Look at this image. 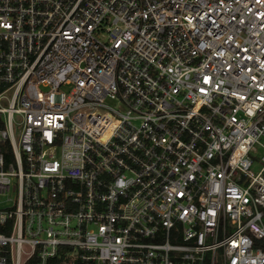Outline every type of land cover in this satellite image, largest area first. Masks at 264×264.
<instances>
[{
  "label": "built area",
  "instance_id": "1",
  "mask_svg": "<svg viewBox=\"0 0 264 264\" xmlns=\"http://www.w3.org/2000/svg\"><path fill=\"white\" fill-rule=\"evenodd\" d=\"M0 264H264V0H0Z\"/></svg>",
  "mask_w": 264,
  "mask_h": 264
}]
</instances>
